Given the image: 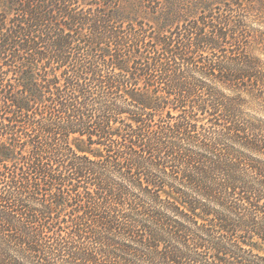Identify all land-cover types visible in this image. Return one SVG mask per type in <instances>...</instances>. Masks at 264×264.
<instances>
[{"label": "trees", "instance_id": "1", "mask_svg": "<svg viewBox=\"0 0 264 264\" xmlns=\"http://www.w3.org/2000/svg\"><path fill=\"white\" fill-rule=\"evenodd\" d=\"M228 1L0 0V264H264V60Z\"/></svg>", "mask_w": 264, "mask_h": 264}, {"label": "rangeland", "instance_id": "2", "mask_svg": "<svg viewBox=\"0 0 264 264\" xmlns=\"http://www.w3.org/2000/svg\"><path fill=\"white\" fill-rule=\"evenodd\" d=\"M186 1L185 7L190 8L192 3L197 0H185V2ZM219 1L229 2L228 0ZM237 3H239V5H233L229 7V9L222 8V11L219 12L224 13L225 16L232 17V19L242 21L243 30L249 35L248 38H245V41L250 45V52L264 60V46L258 42L259 39L264 38V13L256 11V9H254L255 3L251 4L247 0H239ZM257 3L256 8L259 7V2ZM217 6L219 5L217 4Z\"/></svg>", "mask_w": 264, "mask_h": 264}]
</instances>
